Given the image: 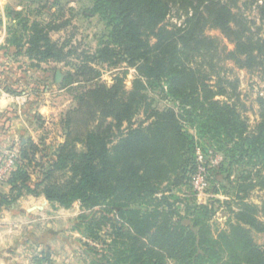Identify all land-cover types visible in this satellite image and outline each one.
<instances>
[{"label":"trees","instance_id":"1","mask_svg":"<svg viewBox=\"0 0 264 264\" xmlns=\"http://www.w3.org/2000/svg\"><path fill=\"white\" fill-rule=\"evenodd\" d=\"M237 2L91 0V11L106 21L109 31L93 53L78 55L77 71L64 78V85L84 82L89 87L76 95V106L65 115L67 134L55 158L47 166L36 163L42 177L35 185L29 166L37 161L39 144L31 140L20 147L6 181L10 192H0V205L28 193L66 208L77 201L86 209L101 208L102 219L111 223L112 240L103 243L106 258L92 264H264V244L255 238V232L264 233L259 216L264 204L246 199L256 185L264 186V96L258 98L260 118L251 127L237 79H229L226 66L231 59L252 72L264 71V30H252L250 20L234 10ZM174 8L186 15L183 25L167 20ZM257 8L264 25V1ZM23 27L28 36H14L12 42L19 50L27 44L30 59L63 60L77 51L64 52V45L54 42L39 22ZM208 27L226 34L233 48L207 34ZM122 60L136 70L129 89L122 77L112 84L100 82L101 72L91 64ZM156 87L178 109L155 108L148 91ZM142 111L146 118L137 122ZM183 122L219 142L230 169L246 159L258 167L238 179L240 206L232 211L229 229L215 233L207 220L213 209L204 204L187 205L181 215L162 188L181 184L180 175L190 165L187 154L196 152V137ZM254 173L259 180L254 181ZM190 217L192 225L184 224Z\"/></svg>","mask_w":264,"mask_h":264},{"label":"rangeland","instance_id":"2","mask_svg":"<svg viewBox=\"0 0 264 264\" xmlns=\"http://www.w3.org/2000/svg\"><path fill=\"white\" fill-rule=\"evenodd\" d=\"M263 1L238 0L232 6L240 16L250 20L252 30L258 31L260 27L264 30L257 8ZM91 5V0H0V90L5 89L12 97L18 98L19 113L25 118L27 132L22 133L24 136H18L17 141L22 137H26V140L33 137L32 140L39 144L40 150L35 156L37 161L29 166L32 185L42 177L41 166L36 163L47 166L55 158V149L67 134L65 115L76 106V95L89 87L84 82H75L73 87L64 85V78L69 72L77 71L81 62L78 55L93 53L100 38L109 31L106 21L91 11ZM185 19L186 15L178 13L175 8L167 17L169 22L177 25H183ZM35 22L46 27L45 31L54 42L64 45V52L77 48L76 53L63 60L30 59L25 52L27 44L19 50L12 40L14 36H28L29 32L23 25L27 23L31 27ZM206 33L233 48L231 39L220 29L208 27ZM27 36L23 37V41ZM91 64L101 72L100 82L112 84L116 77H122L125 87L131 88L136 70L127 61L122 60L115 65L96 61ZM226 66L231 70L228 72L229 79H237V93L245 105L242 112L252 127L260 118L258 98L264 96V71L252 72L231 59L226 62ZM148 95L158 110L179 107L159 87L149 90ZM219 98L226 99L225 96ZM40 105L44 110L41 118L36 112ZM145 118L142 111L135 120L141 122ZM182 125L196 137V152L187 154L190 165L188 171L180 175L184 176L181 184L167 183L162 188L166 194L172 195L170 201L179 206L181 215L186 214L187 205L193 207L204 204L213 209L207 219L213 231L217 233L218 230L229 229L234 220L232 211L238 210L240 206L235 197L238 179L258 167L246 159L244 163L230 169L219 142L208 135L201 137L190 123L183 122ZM21 146L9 144L0 151V192H10V185L6 184L9 175L2 174L1 168L11 156L17 157ZM195 164L197 166L193 170ZM200 174L205 177L207 186L198 189L196 182ZM252 178H255L254 181L259 180L255 173ZM32 196L45 197L26 193L15 203L0 205V264H92L95 260L106 258L103 243L111 242L113 229L109 221L102 219L104 210L99 207L86 209L80 201L66 208L50 202L46 197L48 201L37 203L41 206L38 210L31 207L33 203L29 199ZM246 199L262 206L264 186L256 185ZM259 216L264 222V211ZM97 218L102 220L100 225L94 220ZM91 220L94 221L92 227ZM183 223L192 225L191 217ZM255 238L259 244H264V233L255 232ZM43 251L48 252L49 256L42 254Z\"/></svg>","mask_w":264,"mask_h":264},{"label":"crops","instance_id":"3","mask_svg":"<svg viewBox=\"0 0 264 264\" xmlns=\"http://www.w3.org/2000/svg\"><path fill=\"white\" fill-rule=\"evenodd\" d=\"M19 107L18 98L12 97L5 89L0 90V151L4 147L7 148L9 144L24 145L30 139H34L33 137H28L26 140V137H22L20 138L21 140L17 141L18 136H24L22 133L27 132L24 126L25 118L19 113ZM38 107L36 112H38V117L41 118L44 110L41 105ZM29 200L30 203L34 204L31 206L33 209L40 210L41 206L37 203H44L47 199L45 197L37 198L32 196Z\"/></svg>","mask_w":264,"mask_h":264},{"label":"built area","instance_id":"4","mask_svg":"<svg viewBox=\"0 0 264 264\" xmlns=\"http://www.w3.org/2000/svg\"><path fill=\"white\" fill-rule=\"evenodd\" d=\"M9 161L4 163L2 168H1V173L8 175L11 169L13 168L15 164V155L11 156V158L8 159ZM207 186V181L205 180V177L200 174L197 182H196V187L198 189L205 188Z\"/></svg>","mask_w":264,"mask_h":264}]
</instances>
